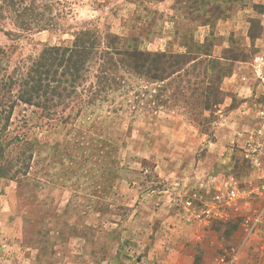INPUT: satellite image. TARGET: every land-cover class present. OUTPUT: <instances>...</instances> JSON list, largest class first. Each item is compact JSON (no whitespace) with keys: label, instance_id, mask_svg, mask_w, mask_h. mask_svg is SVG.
I'll list each match as a JSON object with an SVG mask.
<instances>
[{"label":"rangeland","instance_id":"rangeland-1","mask_svg":"<svg viewBox=\"0 0 264 264\" xmlns=\"http://www.w3.org/2000/svg\"><path fill=\"white\" fill-rule=\"evenodd\" d=\"M50 1L66 14L56 31L23 34L10 20L0 22L3 31L12 32H0V48L13 64L34 60L48 46L71 45V35L87 28L147 52L184 53L182 44L191 49L206 39L229 76L220 84L223 103L214 113L203 112L196 98L189 104L170 99L174 86L194 80L184 73L173 77L166 93L145 78H131V91L115 94V101L124 112L135 106L134 122L128 112L119 119L108 116L110 103L67 123L42 120L33 107L17 106L11 130L25 121L41 125L43 145L31 170L40 188L29 199L23 180H0V264L152 263L148 252L166 230L155 226L160 218L151 217L152 211L165 204L176 217L211 178L222 192L226 183L236 182L242 197L223 211L226 217L201 229L202 247L188 236L176 244L192 247L195 264H213L231 248L237 253L234 264H264V213L254 224L264 207L262 173L244 158L243 142L264 103V0ZM236 88L247 97L234 93ZM159 95L170 100L154 108ZM108 140L119 147L121 167L130 169L111 193L104 185Z\"/></svg>","mask_w":264,"mask_h":264},{"label":"trees","instance_id":"trees-1","mask_svg":"<svg viewBox=\"0 0 264 264\" xmlns=\"http://www.w3.org/2000/svg\"><path fill=\"white\" fill-rule=\"evenodd\" d=\"M59 5L50 0H1L0 22L10 20L11 26L23 34L53 32L59 29V19L66 17L56 9ZM0 32L12 35L2 27ZM71 36V45L45 47L29 62L13 64L11 55L0 48V180H23L29 187L27 198L35 196L40 188L31 170L38 163L43 144L38 139L41 125L25 121L19 129H10L11 117L19 105L33 107L42 120L67 123L92 107L110 103L108 116L119 119L120 114L128 112L134 122L135 106L130 104L124 112L115 94L127 95L133 77L160 85L161 93H166L173 77L182 73L194 80L174 86L170 99L189 104L196 98L198 107L208 113H214L223 103L220 84L229 71L213 58L206 39L202 43L192 41L191 49L182 44L187 51L174 54L143 51L137 45H125L117 35L93 29L83 28ZM160 97L155 99L158 103L154 108L166 107L170 100ZM106 146L104 185L111 193L116 181L124 180L122 172L130 169L117 161L119 147L113 140H108ZM90 195L99 197L96 192Z\"/></svg>","mask_w":264,"mask_h":264},{"label":"built area","instance_id":"built-area-1","mask_svg":"<svg viewBox=\"0 0 264 264\" xmlns=\"http://www.w3.org/2000/svg\"><path fill=\"white\" fill-rule=\"evenodd\" d=\"M260 77V75H259ZM261 78V77H260ZM253 127L244 135V158L248 161L250 167L262 173L259 177L261 188L264 189V103L261 104L255 112ZM226 191L222 192L221 188L210 190L207 185H199L195 191L184 202V210L194 213L195 219L215 220L226 217L222 210L231 208L239 197H242L236 189V182L231 181L225 185ZM192 211V212H191ZM262 212L254 220L257 223ZM237 259L236 249L231 248L225 255H220L215 264H234Z\"/></svg>","mask_w":264,"mask_h":264},{"label":"crops","instance_id":"crops-1","mask_svg":"<svg viewBox=\"0 0 264 264\" xmlns=\"http://www.w3.org/2000/svg\"><path fill=\"white\" fill-rule=\"evenodd\" d=\"M257 68L259 69V71H257V75L260 74L261 76L262 71L259 67ZM233 92L238 93V96H242L243 98L247 97L246 94L242 95L243 93L241 92V90L237 88ZM239 110L241 111V109ZM201 185H207L210 190H212L213 188H219L215 183V178H211L206 182H202ZM164 206L166 205L162 204L161 208L159 207L157 210H153L151 217H159L160 220H155V226L157 228L164 227L166 230H168V232L164 230L163 232L165 233V235L161 237V239L159 238L155 247H151L148 252V259H153V262L149 263L148 260L146 264H195L193 257L194 250L192 249V247H184L182 245L178 246L177 244L179 242L181 243L186 236H188V239L192 241L191 243H194L195 246L202 243V238L204 236L205 230L201 229L204 227L208 228L213 220L205 221L195 219L194 217L188 215V213L191 214L190 212H187L184 209H182V212L180 211V213H177L175 217L174 215H168V212L166 211L167 208L165 210L163 209ZM164 213L167 214L165 215ZM225 216H227V213L225 214ZM188 223L190 224L188 226H185V224ZM165 224H167V226ZM159 230L160 229H158V231ZM178 237H181L182 241H180ZM202 246L203 245H201V247ZM219 256H217L216 259ZM215 261L213 264H215Z\"/></svg>","mask_w":264,"mask_h":264}]
</instances>
